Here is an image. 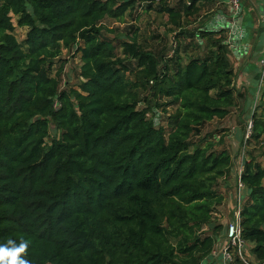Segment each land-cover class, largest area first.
<instances>
[{
	"label": "trees",
	"instance_id": "trees-1",
	"mask_svg": "<svg viewBox=\"0 0 264 264\" xmlns=\"http://www.w3.org/2000/svg\"><path fill=\"white\" fill-rule=\"evenodd\" d=\"M148 2L168 15L171 48L138 28L124 50L104 36L136 0H0V245L27 241L30 264H206L224 232L234 158L215 123L252 105L228 32L206 29L229 12ZM63 50L80 56L77 87L63 88L65 62L55 68ZM249 111L241 224L264 264V76Z\"/></svg>",
	"mask_w": 264,
	"mask_h": 264
},
{
	"label": "rangeland",
	"instance_id": "rangeland-1",
	"mask_svg": "<svg viewBox=\"0 0 264 264\" xmlns=\"http://www.w3.org/2000/svg\"><path fill=\"white\" fill-rule=\"evenodd\" d=\"M158 1L161 2V5L166 6V5L176 4L179 0H158ZM258 1L259 3H261L262 0H258ZM136 2L137 4H140V6H139L138 11L135 12L133 19L127 16L123 20H120L115 17L113 18L111 16H108L103 21L104 36L111 40H115V42H118L121 47L120 50L122 49L124 50L123 45L121 44H126L125 41L130 42L131 41L130 37L132 34L129 32L133 31L134 28H138L140 31L139 34L142 40L145 37L156 35L159 37L158 38L156 37L154 40H151L152 41L151 43L156 44L157 42H160L159 39L160 40L167 39V43H169V47L171 48L174 34H172L170 31L171 24L169 23L168 15L161 13L158 10L161 8V6H157L156 4H154V6L156 7H152L148 9L147 5L150 3L148 2V0H136ZM224 5L225 4L221 2L219 4L220 7H224ZM225 8L227 11V7ZM229 9H230V13L228 14V16L232 15V17L228 19V18H225L222 13H220L221 18H225L227 21H230L233 25H235L236 15H234V13L231 12L230 7ZM13 22L15 26H17L16 17L13 18ZM227 32L229 35L231 32L230 29L226 30V33ZM26 34H27L26 28L17 27L15 35L20 42L26 39ZM168 40L170 42H168ZM228 42H230V46L232 47V49L236 50L237 41L233 39V41L228 40ZM164 44H165V41L162 44V46ZM173 44L174 46L176 45V43H173ZM167 46L168 45H166V47ZM169 53H170V50H168V54ZM172 54H173V50H172ZM120 56L122 58L124 56H127V54L125 52H122V53L120 52ZM62 62H65V67L63 69V88L66 86L77 87V84L80 81L79 76H78L80 72V66H81L80 56L74 55L73 53H69L68 50H63L60 57L54 61L55 68L59 67ZM129 62L131 61H127L126 64ZM260 64H261V60H260ZM236 68H237V73L239 74L240 67L236 66ZM132 75H133L132 72L128 73V76L132 77ZM236 87L240 89V90L238 89L239 91H242L244 89L243 85H241V83L238 82V79L236 80ZM261 87H262V80H260V83L258 84V93H259V88ZM259 98L260 96L258 97L256 94L255 98H253V101H251V104H252L251 106H249L248 108H244L243 110L241 109V107L233 108L228 118H226L223 121H218L215 123L217 128L225 130V132H227V134L229 135L230 150L234 158V166H233V171H232L233 175L231 179H224L220 181V190L224 191L226 203L223 207L219 209V214L217 217V220H218L217 222L219 224H222L221 215L223 213H227L230 209L233 211L236 198L237 200H240V193L242 191L241 188L243 184L242 180H241L242 184H239L240 176L243 173V171L241 172V170L244 169L245 162L247 160L246 147L244 145H245V139L247 137V134L249 135L251 134V132H249L250 130L249 128L250 127L249 126L250 125L249 108L252 107L253 109L255 105L257 104V102L259 101ZM155 111L157 112L156 117L158 118V114L160 112L158 110H155ZM159 117H160V114H159ZM55 136H56L55 133H53V137ZM219 138H220L219 135H216V139L219 140ZM263 164H264V160H263ZM246 197L247 196H245L242 199V202L245 201ZM232 198H233V203H232ZM230 201H231L232 207L229 208ZM235 209H236V206H235ZM229 223H230V220H229ZM229 223H227V226ZM225 238H226V234H225ZM251 248H252V245L247 243L246 255H245L247 263L244 262L245 264H256V260H255L253 253L251 252ZM219 249L220 248L218 249L215 248V251L213 252V256L216 257L221 252L219 251ZM219 258H220L219 264H222V255L221 257L219 255ZM234 259L230 264H238L237 261H235ZM214 260L215 262L217 261V259H214ZM214 260L210 258V261L207 262V264H214ZM223 264H224V260H223Z\"/></svg>",
	"mask_w": 264,
	"mask_h": 264
},
{
	"label": "crops",
	"instance_id": "crops-1",
	"mask_svg": "<svg viewBox=\"0 0 264 264\" xmlns=\"http://www.w3.org/2000/svg\"><path fill=\"white\" fill-rule=\"evenodd\" d=\"M219 1L225 4L224 7H227V10H229L230 13L229 0ZM241 5L242 10L235 16V23H237L239 26L238 32L242 38V41L236 44L237 52H233L231 58L234 64L240 67L238 82L243 85L244 89L242 91L246 92L250 101L249 104H251V101H253V98H255L256 94L258 97L260 96L261 90V88H259L258 93V84L260 83L261 70L260 60L264 56V0H262L261 3H259L258 0H242ZM220 13H222L225 18L229 19L232 17V15L228 16L223 12ZM246 195L247 192H244L240 197L243 199ZM237 203L238 200L236 198V207ZM230 207H232L231 201L229 203V208ZM234 209L233 211L230 209L227 213H223L221 215L222 224L224 225V232L216 242V249L220 248L219 251H222V249L226 246L225 229L227 223H229V220L230 222L233 220ZM219 255L221 257V252L216 257L212 255V260L217 259L216 262L214 260V264L220 263Z\"/></svg>",
	"mask_w": 264,
	"mask_h": 264
},
{
	"label": "built area",
	"instance_id": "built-area-1",
	"mask_svg": "<svg viewBox=\"0 0 264 264\" xmlns=\"http://www.w3.org/2000/svg\"><path fill=\"white\" fill-rule=\"evenodd\" d=\"M242 0H229V6L231 8V12L234 13V15H237L242 10L241 5ZM264 25V21H263ZM261 64L264 66V56L261 59ZM264 76V71L262 73V78ZM251 132V123L249 125ZM249 134H247V137ZM242 172V170H241ZM241 182V176H240V183ZM240 188V186H239ZM242 191L240 193V196L242 192L245 190V186L242 184ZM241 201L242 198L240 197V200H238V205L236 209L234 210L233 214V220L228 224L225 234H226V246L222 249L221 255L222 259L224 260V264H230L234 258L238 257L242 262H246V245L247 242L243 238V228H242V216H241Z\"/></svg>",
	"mask_w": 264,
	"mask_h": 264
},
{
	"label": "clouds",
	"instance_id": "clouds-1",
	"mask_svg": "<svg viewBox=\"0 0 264 264\" xmlns=\"http://www.w3.org/2000/svg\"><path fill=\"white\" fill-rule=\"evenodd\" d=\"M244 192L246 191L244 190L242 193ZM27 249V241L22 240L17 243L15 240L9 239L5 244L0 245V264H30V262L21 255L25 254Z\"/></svg>",
	"mask_w": 264,
	"mask_h": 264
},
{
	"label": "water",
	"instance_id": "water-1",
	"mask_svg": "<svg viewBox=\"0 0 264 264\" xmlns=\"http://www.w3.org/2000/svg\"><path fill=\"white\" fill-rule=\"evenodd\" d=\"M238 27L239 26L237 23L233 25L230 21H227L225 18H221V14H216L207 24L206 29L212 31H222L230 29L231 32L229 34L228 40L233 41V39H235L237 41L236 44H238L240 43V41H242V38H240L239 36ZM227 44H230V42L227 41ZM232 50L233 52H236V50Z\"/></svg>",
	"mask_w": 264,
	"mask_h": 264
}]
</instances>
